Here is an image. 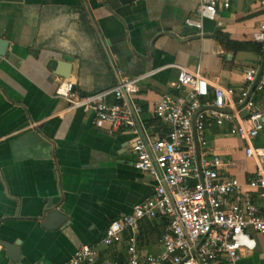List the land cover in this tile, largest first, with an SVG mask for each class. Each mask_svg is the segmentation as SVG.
I'll return each instance as SVG.
<instances>
[{"label": "crops", "instance_id": "crops-1", "mask_svg": "<svg viewBox=\"0 0 264 264\" xmlns=\"http://www.w3.org/2000/svg\"><path fill=\"white\" fill-rule=\"evenodd\" d=\"M198 0H0V264H63L82 243L98 240L109 220L150 196L154 179L133 164L131 133L94 125L92 113L70 108L56 94L58 81H73L77 94L110 86L124 75L155 71L139 81L142 117L184 65L213 83L240 87L243 70L263 64V43L255 33L264 22V5L232 0L214 18H199ZM187 19L199 20L200 26ZM228 39V40H227ZM262 44L235 49L227 41ZM69 62V76L56 73V62ZM256 99L264 110V88ZM159 135L162 123L148 125ZM210 152L226 162L222 173L247 189L256 162L244 153L245 141L229 123L207 124ZM264 148V127L253 138ZM264 188L250 189L264 214ZM53 208L65 218L43 225ZM159 219L141 224L142 248L158 250ZM145 226L147 228H145ZM252 250L234 264H264V232L251 230ZM157 235L156 238L154 235ZM1 241H18L11 260ZM108 254H113L110 252ZM214 264H226L219 259Z\"/></svg>", "mask_w": 264, "mask_h": 264}, {"label": "built area", "instance_id": "built-area-1", "mask_svg": "<svg viewBox=\"0 0 264 264\" xmlns=\"http://www.w3.org/2000/svg\"><path fill=\"white\" fill-rule=\"evenodd\" d=\"M256 1L264 5V0ZM231 2L198 0L197 16L214 18L219 7ZM187 22L200 26L199 20ZM255 38L264 47V22ZM173 65L178 68L173 92L164 93L153 107L163 127L159 135L149 132L136 97L139 81L155 69L124 75L87 94L75 93L68 78L58 81L55 92L70 108L90 111L93 124L110 133H131L133 164L155 181L150 196L109 220L98 240L80 244L63 264H214L219 259L234 264L243 251L255 247L251 230L264 232V214L250 193L264 188V148L253 143L264 127V110L255 96L264 88V58L259 68H244L238 88L215 84L197 69ZM211 123H229L230 131L245 141V155L255 159L247 189L237 177L224 175L226 162L210 152L204 133ZM153 219L164 224L160 247L145 250L141 224Z\"/></svg>", "mask_w": 264, "mask_h": 264}, {"label": "water", "instance_id": "water-1", "mask_svg": "<svg viewBox=\"0 0 264 264\" xmlns=\"http://www.w3.org/2000/svg\"><path fill=\"white\" fill-rule=\"evenodd\" d=\"M121 2H128L130 0H120ZM8 47V41L0 38V55L5 54L6 49ZM69 62L63 59H58L56 62V73L63 76V77H67L69 76ZM260 74V73H259ZM259 74L257 75L256 79H258ZM65 218L64 213L61 212V210L59 209H55L53 208L51 211H49L46 214V217L43 221V225L47 226V227H51V226H56L57 224H59L63 219ZM2 246H4L8 252H7V256L11 259L14 260L17 258V255H15V252L18 251V246L17 243L18 241H14V242H6V241H1Z\"/></svg>", "mask_w": 264, "mask_h": 264}, {"label": "trees", "instance_id": "trees-1", "mask_svg": "<svg viewBox=\"0 0 264 264\" xmlns=\"http://www.w3.org/2000/svg\"><path fill=\"white\" fill-rule=\"evenodd\" d=\"M227 42H230V44L235 49L245 48L246 46H251L255 50H261V48H262V44L260 42H257V41H253V42H248V41L241 42V41L233 40V41H227ZM142 106L144 107V105H142ZM144 120H145V123L147 125L151 124L152 122L153 123H160V120L158 118H156V117H152L150 119L144 118ZM145 228H147V227L145 226ZM142 237H143V230L141 231V234H140V238H142Z\"/></svg>", "mask_w": 264, "mask_h": 264}, {"label": "rangeland", "instance_id": "rangeland-1", "mask_svg": "<svg viewBox=\"0 0 264 264\" xmlns=\"http://www.w3.org/2000/svg\"><path fill=\"white\" fill-rule=\"evenodd\" d=\"M156 236H157V235L155 234L154 237L156 238Z\"/></svg>", "mask_w": 264, "mask_h": 264}]
</instances>
